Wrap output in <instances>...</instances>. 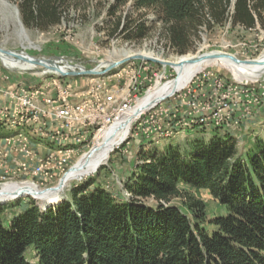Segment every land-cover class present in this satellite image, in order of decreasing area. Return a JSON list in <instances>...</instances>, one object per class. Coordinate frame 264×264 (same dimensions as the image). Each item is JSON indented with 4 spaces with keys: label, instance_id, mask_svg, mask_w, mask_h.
<instances>
[{
    "label": "trees",
    "instance_id": "trees-1",
    "mask_svg": "<svg viewBox=\"0 0 264 264\" xmlns=\"http://www.w3.org/2000/svg\"><path fill=\"white\" fill-rule=\"evenodd\" d=\"M18 1L24 25L41 30L60 24L79 2ZM151 12L181 56L195 50L204 27L229 17L245 29L264 27V0H115L110 35L141 40ZM141 158L126 184L128 200L102 186L91 190L90 182L45 209L29 206L9 225L0 206V264H264V141L241 152L234 136L214 135L185 152L170 145ZM185 186L207 190L226 213L209 216ZM30 248L35 261L27 258Z\"/></svg>",
    "mask_w": 264,
    "mask_h": 264
},
{
    "label": "rangeland",
    "instance_id": "rangeland-1",
    "mask_svg": "<svg viewBox=\"0 0 264 264\" xmlns=\"http://www.w3.org/2000/svg\"><path fill=\"white\" fill-rule=\"evenodd\" d=\"M18 2L0 0V47L18 53L25 52L37 58L61 57L65 59L61 64L63 66L67 62L87 69L99 67L103 62L109 63L124 58L117 53L120 49L132 51L130 55L149 52L152 53V57L169 62H175L181 57L161 34V24L154 21L155 15L152 12L146 17L150 28L148 34L141 40L127 41L120 32L110 35L114 17L108 15V7L115 0H79L76 6L64 11L60 24L47 30L35 26L27 28L22 21ZM129 8L130 3L121 7L120 12L126 13ZM233 8L234 5L231 10ZM16 9L19 10V14L16 13ZM133 16L137 17L136 12ZM22 28L27 35L25 40L20 35ZM195 47L194 51L187 54L223 51L235 54L242 60H258L264 51V27L258 25L254 29H245L241 25H234L232 17H229L224 24L215 25L211 30L204 27ZM45 71L40 65H35L29 70L10 67L0 59V88L6 90L19 85L30 88L46 87V91L52 94L57 88L48 85L52 81H57L70 88L73 101H79L88 97L92 86L101 83L108 89H119L124 92H133V87L138 86L142 97L149 89H154L158 81H175L178 76L173 66L166 69L164 64L144 59L131 60L103 76L63 77L51 71L45 74ZM15 77H18L17 80H13ZM239 81L222 65L212 63L203 67L194 76L188 77L179 90L155 102L140 120L134 121L126 139L111 150L107 163L83 176L69 179L60 189V199L66 198L77 186L90 182L91 190L102 186L118 200L130 199L131 193L126 184L138 172V165L142 163L141 153L166 151L171 142L185 152L198 140L209 142L214 135L223 137L230 134L237 139L239 150L245 152L253 148L257 140L264 141V74L256 81ZM236 86L244 88V91L237 92L234 89ZM0 96L3 97L1 105L6 107L9 97L2 91ZM222 99L228 100L230 107L224 112L226 121L219 125L211 117ZM202 118H206L207 123L202 122ZM9 123L14 124L13 115L0 117L1 125ZM2 127L4 126H0V129ZM97 128H91L89 137L85 138L87 140L85 146L72 157L68 168L62 173L50 176V179L41 181L32 174L20 172L15 157L1 156L0 185L7 182L18 184L31 181L37 183L42 190L56 186L67 171L94 147ZM168 128L173 129L169 136L168 132H164L169 130ZM33 131L39 136L35 137L37 140L43 138L46 142L57 145L56 141L51 142L52 139L46 137L42 131L34 128ZM12 137L14 136L10 135L4 140L13 141ZM175 139H178V142ZM0 145L3 146L2 150L11 147L4 141L0 142ZM45 145L49 146L47 143ZM80 146L77 145V148ZM24 158L29 159L26 155ZM5 175L7 177L3 178ZM184 188L204 200L209 216L226 213L225 208L207 190L188 186ZM174 203H179V199H175ZM33 204L40 207L44 205L31 195L0 203V206H5L2 213L3 224L9 225L12 217ZM26 255L30 261H35L34 249L30 248Z\"/></svg>",
    "mask_w": 264,
    "mask_h": 264
},
{
    "label": "built area",
    "instance_id": "built-area-1",
    "mask_svg": "<svg viewBox=\"0 0 264 264\" xmlns=\"http://www.w3.org/2000/svg\"><path fill=\"white\" fill-rule=\"evenodd\" d=\"M49 72L47 70L44 73L49 74ZM61 83L63 82L52 81L48 85H54L57 88L56 92L52 94L46 91V87L30 88L19 85L6 90L0 88V91L5 92L9 97L6 107L0 103V117L3 115H20V123H29L32 128L61 140L80 141V139L89 137L92 127H98L95 135L97 139L100 132L112 126L120 116L131 110L143 97H140L142 93L138 86L133 87V92H124L119 89H108L103 84L97 83V86L91 87L86 99L73 101L70 88ZM234 89L237 92L244 91V88L237 86ZM108 91H116V98H108ZM229 107L228 100H220L219 107L213 111L211 117L214 118L216 124L221 125L226 121L227 118L224 112ZM146 111L139 117L137 116L132 123L140 120ZM51 117H54L57 121L55 126L51 128L53 131H50L48 124V119ZM201 121L206 122L207 119L202 118ZM10 124L14 125L12 123L8 125ZM0 126L6 125L0 124ZM164 132H173V129ZM4 142L21 155V158L14 156V160H17V169L20 172L32 174L41 181L64 172L71 164L72 157L84 147L80 146L79 149L70 153L57 154L50 151L45 155H40L33 145H27L20 138ZM1 145L0 157H9L10 151L6 148L2 150L3 146ZM24 155L28 156L29 159H25ZM5 177L7 175L3 176V178Z\"/></svg>",
    "mask_w": 264,
    "mask_h": 264
},
{
    "label": "bare ground",
    "instance_id": "bare-ground-1",
    "mask_svg": "<svg viewBox=\"0 0 264 264\" xmlns=\"http://www.w3.org/2000/svg\"><path fill=\"white\" fill-rule=\"evenodd\" d=\"M20 35L22 36V38H24V40L27 38L26 32L23 28L21 30ZM214 52H220V51H210V52L205 51L198 53L196 55L187 54L177 58V60L172 65L164 64L166 69L169 66L170 67L173 66L176 69L178 74L177 79H175V81L172 80L170 82L158 81L154 89L148 91L145 94V96H143L131 110H129L126 114L120 116L115 121V123L112 126H110L108 129L100 132L97 136L93 149L90 150V152L87 153L73 167V169L70 172L68 171L66 173L63 179V185L52 190L48 188H46V190H42V188H40L37 185V183L31 181H26L18 184L15 183L13 184V182H7L0 185V203H5L16 197L28 196V195L35 197L36 199L40 200L43 204L49 201L57 202L61 197L60 189L65 185V183L69 179L71 178L74 179L78 176H83L91 171L96 170L100 165L108 162L111 150H113L115 146H118L123 140L126 139V137L129 135L132 121L137 116L139 117L144 111L148 110L155 102L179 90L182 86H184L183 84L185 83V80L188 77L194 76L196 73L201 71L203 67H206L207 65H210L212 63L222 65L228 68V70L232 72V74L237 78V80L240 81H256L264 74V69H263L264 67L260 65L254 66V69L252 70H247L242 67H239L238 65L234 64L231 60L226 58L207 57V58L199 59L195 63H187L184 64L183 66L179 65L182 61L190 60L193 57L199 56V54L204 53L205 56H208L209 54H212ZM20 53L28 56V54H26L25 52H20ZM117 53H119V55L121 56H128L132 53V51H126L120 49L117 51ZM142 55L147 57H152V53L149 52H145ZM0 59L10 67H18L28 70L33 69L35 67V64L28 60L15 59L13 56H7L1 52H0ZM263 59H264V51L262 52L258 60H263ZM258 60L249 61V62L255 63ZM58 62L62 64L63 62H65V59L62 58ZM107 64L108 62L101 63L99 69L104 68L105 66H107ZM65 67L67 68L71 67L72 69L76 68V66L71 65L67 62ZM65 67L63 69H66ZM108 98H116V91H111V93H108ZM136 112L138 114H136ZM15 116H17L18 121L20 123V115H15ZM20 124L24 125L28 123H20ZM202 125H204V123H202ZM167 134L168 136L171 135L170 132H168ZM19 135H20V139L26 142V144H28V139L24 134V132L20 131ZM46 135L50 136L48 133H46ZM13 139L16 140L15 138ZM86 141L87 140L85 138L80 139V141L61 140L57 138V146L61 145V147H58L55 153L64 154V153L73 152L74 150L78 149L77 145L85 146L84 143Z\"/></svg>",
    "mask_w": 264,
    "mask_h": 264
},
{
    "label": "water",
    "instance_id": "water-1",
    "mask_svg": "<svg viewBox=\"0 0 264 264\" xmlns=\"http://www.w3.org/2000/svg\"><path fill=\"white\" fill-rule=\"evenodd\" d=\"M16 13L19 14L18 9H16ZM0 52L7 55V56H13L15 59L28 60V61L34 63L35 65L42 66L45 70L58 73L59 75H61L63 77H66V76H83V75L103 76V75H106L109 72H111L113 69H115V68H117V67L131 61V60H134V59L151 60L154 62H159L161 64H170V65L174 64V62L160 60V59H157L155 57H147V56H144L142 54H135V55L124 56V58H121L120 60H117V61H109V63L107 64V66L104 67V69H99L100 66L96 67V68H92V69H87L84 66H76L75 69H72L71 67H69V68L65 67L66 65L63 66L58 62L59 60L62 59L61 57L37 58V57L30 56V55L26 56V55H23L22 53H18V52H15V51L3 48V47H0ZM207 57L208 58H226V59L231 60L234 64L238 65L239 67H242V68L247 69V70L254 69V66H256V65L257 66L260 65V66L264 67V59L258 60L255 63H251L247 60H242V59L238 58L235 54L223 52V51L214 52L212 54H209L208 56H205L204 53L199 54V56L193 57L190 60L182 61L179 65L183 66L184 64H187V63H195L199 59H203V58H207ZM64 67L66 69H63ZM136 114H138V113L136 112ZM72 169L73 168H71L69 170V172ZM64 176L60 179L59 183L56 186L50 187L48 189H50V190L56 189V188L60 187L61 185H63ZM60 200L61 199H59L57 202L49 201L43 205V208L45 209L52 204H56Z\"/></svg>",
    "mask_w": 264,
    "mask_h": 264
},
{
    "label": "crops",
    "instance_id": "crops-1",
    "mask_svg": "<svg viewBox=\"0 0 264 264\" xmlns=\"http://www.w3.org/2000/svg\"><path fill=\"white\" fill-rule=\"evenodd\" d=\"M17 78L18 77H15V78H13V80H15V79L17 80ZM2 101H3V97L0 96V102H2ZM13 122L17 126L10 124V125H6V126H4V127H2L0 129V142L5 141L4 138L8 137L10 135L14 136V137L11 138L14 141L13 138H15V139H16V137L20 138L19 132L23 131L24 134L26 135L27 139H28V144L27 145H33L34 149L40 155H45V154L49 153L52 150H53V152L57 151L58 148H57L56 144L50 143L49 141L46 142V140H44L43 138L37 140L35 137H37L38 135L33 131V128H32V126L29 123L28 124H24V125L20 124L19 121H18L17 116H14V115H13ZM56 123H57V121H55L54 117L49 118L48 119V124L50 126L49 129H51L53 126H55ZM25 131H27V132L25 133ZM44 135L46 137L51 138L52 139L51 142H54V141L57 142V138L56 137H51V135L47 136L46 133H44ZM175 140L178 142V139H175ZM46 143L49 144V146H51V147L46 146L45 145ZM171 145L175 146V144H173V142H171ZM75 147H76V145H75ZM7 150L10 151V155L12 157L16 156L18 158H21V155L19 153H16L12 148H7Z\"/></svg>",
    "mask_w": 264,
    "mask_h": 264
}]
</instances>
